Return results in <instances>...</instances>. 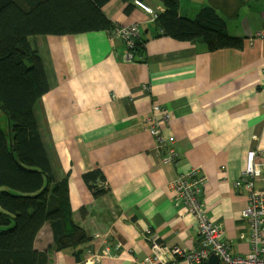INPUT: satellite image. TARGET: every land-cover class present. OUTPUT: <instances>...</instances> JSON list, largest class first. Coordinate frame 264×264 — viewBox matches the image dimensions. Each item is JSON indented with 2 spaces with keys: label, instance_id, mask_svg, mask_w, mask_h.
<instances>
[{
  "label": "crops",
  "instance_id": "1",
  "mask_svg": "<svg viewBox=\"0 0 264 264\" xmlns=\"http://www.w3.org/2000/svg\"><path fill=\"white\" fill-rule=\"evenodd\" d=\"M182 1V17L216 8L243 47L211 52L203 42L159 38L153 17L122 0L103 12L116 27L138 25L145 47L132 59L111 32L35 38L50 84L34 107L40 138L56 182L68 179L75 223L91 238L79 262L75 250L52 249L46 224L35 248L48 253V264H85L89 250L102 254L107 246L120 248L97 264H142L150 233L165 248H199L197 220L170 188L195 171L208 176L206 214L224 228L231 255L254 252L251 222L242 217L250 193L235 183L256 152L263 166L256 188L264 192V0ZM143 2L162 13L157 0ZM155 105L172 114L159 126L163 142L146 127ZM169 150L176 159L165 164ZM97 170L108 187L98 199L84 179ZM162 256L165 264H186L168 251Z\"/></svg>",
  "mask_w": 264,
  "mask_h": 264
},
{
  "label": "trees",
  "instance_id": "2",
  "mask_svg": "<svg viewBox=\"0 0 264 264\" xmlns=\"http://www.w3.org/2000/svg\"><path fill=\"white\" fill-rule=\"evenodd\" d=\"M112 0H0V264H48L35 248L46 224L53 229L52 249L75 250L80 262L91 238L74 221L68 179L56 182L34 116L36 103L50 91L45 64L31 39L111 32L116 25L103 8ZM126 4L135 1L122 0ZM158 37L203 42L209 51L241 49L216 8L195 17L179 14L181 0H157ZM131 12V6L126 10ZM144 42L136 53L144 52ZM95 198L107 194L97 170L84 176Z\"/></svg>",
  "mask_w": 264,
  "mask_h": 264
},
{
  "label": "built area",
  "instance_id": "3",
  "mask_svg": "<svg viewBox=\"0 0 264 264\" xmlns=\"http://www.w3.org/2000/svg\"><path fill=\"white\" fill-rule=\"evenodd\" d=\"M134 4L150 14L154 21L161 14L143 1H135ZM111 33L114 38L124 42L128 50V58L132 59L136 53L137 45L141 43L138 25L117 26ZM152 113L153 115L146 119V127L156 140L163 142L159 126L161 123L168 124L172 120V114L170 110L160 105H155L152 108ZM158 114H161V118H157ZM169 142L173 143L174 138H170ZM174 153L173 150H169L163 158V162L165 164L173 163L176 159ZM256 156V152L249 153L243 177L235 183L237 188H244L250 193V204L243 212L242 217L251 222V235L248 242L255 248L253 253L246 257L231 255L224 228L221 224L210 220L206 214L202 194L208 184V176L195 171L191 175L179 176L171 183L170 188L175 192L176 198L185 206V214L197 220L200 247L190 251L177 247L165 248L160 244L159 238L150 233L148 242L151 255L141 263L165 264L162 254L168 251L185 260L186 264H207L213 255L219 257V264H264V192L256 188V181L262 176L263 166L256 162ZM119 248L120 246L116 248L107 246L102 254L89 250L85 264H97L104 256L112 255Z\"/></svg>",
  "mask_w": 264,
  "mask_h": 264
},
{
  "label": "water",
  "instance_id": "4",
  "mask_svg": "<svg viewBox=\"0 0 264 264\" xmlns=\"http://www.w3.org/2000/svg\"><path fill=\"white\" fill-rule=\"evenodd\" d=\"M220 260L217 255L211 256L210 260L207 262V264H219Z\"/></svg>",
  "mask_w": 264,
  "mask_h": 264
},
{
  "label": "rangeland",
  "instance_id": "5",
  "mask_svg": "<svg viewBox=\"0 0 264 264\" xmlns=\"http://www.w3.org/2000/svg\"><path fill=\"white\" fill-rule=\"evenodd\" d=\"M189 0H184V1H182V5L183 6H186V4H188L189 2H188ZM31 44L33 45V47H34V45H35V38H33V39H31Z\"/></svg>",
  "mask_w": 264,
  "mask_h": 264
}]
</instances>
